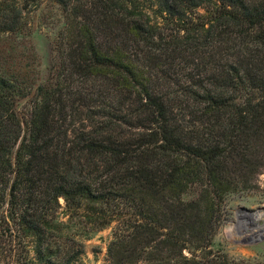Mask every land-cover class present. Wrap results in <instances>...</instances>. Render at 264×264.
I'll return each instance as SVG.
<instances>
[{
  "label": "trees",
  "instance_id": "1",
  "mask_svg": "<svg viewBox=\"0 0 264 264\" xmlns=\"http://www.w3.org/2000/svg\"><path fill=\"white\" fill-rule=\"evenodd\" d=\"M261 168L264 0H0V264H80L110 225L108 264H236L212 240Z\"/></svg>",
  "mask_w": 264,
  "mask_h": 264
},
{
  "label": "rangeland",
  "instance_id": "2",
  "mask_svg": "<svg viewBox=\"0 0 264 264\" xmlns=\"http://www.w3.org/2000/svg\"><path fill=\"white\" fill-rule=\"evenodd\" d=\"M39 14L38 11L32 13L35 32L31 38L37 55V62L35 63L37 83L43 82L47 78L52 62L51 42L53 39V31L50 30L49 26L43 24ZM3 47L4 43H2V49ZM25 47L24 54L27 55L28 44ZM4 49L6 50L5 47ZM29 62L30 59L24 58V65ZM26 68L28 69L27 66ZM30 76L31 72L29 73ZM29 102V98H26L17 105V110L24 117L28 115ZM249 179L246 183L243 181L239 183L224 197L221 223L212 240L213 248L220 249L236 264H242V262L249 264L264 263V240L262 241L260 238L247 241L240 239L238 234V230L241 229L237 224L238 217L249 221L250 219L245 217L247 214L249 215V212L256 213L264 208V168L250 176ZM258 226L259 231L256 234L263 233L264 222L260 221ZM111 229L112 225L90 232L86 238H83L84 253L80 264H108L107 244L111 237Z\"/></svg>",
  "mask_w": 264,
  "mask_h": 264
},
{
  "label": "built area",
  "instance_id": "3",
  "mask_svg": "<svg viewBox=\"0 0 264 264\" xmlns=\"http://www.w3.org/2000/svg\"><path fill=\"white\" fill-rule=\"evenodd\" d=\"M245 217H248L250 220L245 221L244 219L238 217L239 221H237L238 226L241 228L238 230L240 239L253 241L254 239L262 238L264 236V232L259 234H256V232L259 231L258 223L260 221L264 222V208H261L260 211H257L256 213L249 212V215L247 214Z\"/></svg>",
  "mask_w": 264,
  "mask_h": 264
},
{
  "label": "water",
  "instance_id": "4",
  "mask_svg": "<svg viewBox=\"0 0 264 264\" xmlns=\"http://www.w3.org/2000/svg\"><path fill=\"white\" fill-rule=\"evenodd\" d=\"M260 240H262V241H263V240H264V236H263V237H262Z\"/></svg>",
  "mask_w": 264,
  "mask_h": 264
}]
</instances>
